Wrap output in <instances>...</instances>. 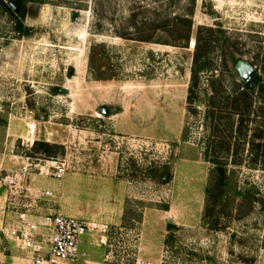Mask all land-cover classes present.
<instances>
[{"label":"rangeland","instance_id":"1","mask_svg":"<svg viewBox=\"0 0 264 264\" xmlns=\"http://www.w3.org/2000/svg\"><path fill=\"white\" fill-rule=\"evenodd\" d=\"M24 4L28 34L0 0V213L48 180L88 264H264V0Z\"/></svg>","mask_w":264,"mask_h":264},{"label":"built area","instance_id":"2","mask_svg":"<svg viewBox=\"0 0 264 264\" xmlns=\"http://www.w3.org/2000/svg\"><path fill=\"white\" fill-rule=\"evenodd\" d=\"M36 134V123L27 122L23 143L27 144ZM45 162L48 166H41L40 173L56 179L64 176V161L52 159ZM23 182L24 179H21L19 189L14 187V191H8L12 199L15 194L19 195L23 191ZM34 194L32 200L53 196V192L48 190L36 191ZM10 210L14 212L13 217L5 214L0 219V236L21 250L29 264H71L79 256L81 236L95 229L93 224L71 215L52 211L37 214L31 201L27 204L12 202ZM105 231L106 227L101 229L102 233Z\"/></svg>","mask_w":264,"mask_h":264},{"label":"crops","instance_id":"3","mask_svg":"<svg viewBox=\"0 0 264 264\" xmlns=\"http://www.w3.org/2000/svg\"><path fill=\"white\" fill-rule=\"evenodd\" d=\"M50 178L51 177H49L48 179H50ZM49 182L50 181H48V180L45 181V183L48 185V188H46L44 190H40L39 188L34 187V186L31 187V189H29V190L32 191L31 196L34 197V195H35L34 193L36 191H46V190L52 191ZM46 198H49V197H42L40 199L31 200V203L33 205L35 213L42 214V213H45L47 211H52V209L49 208V207H46L45 204L39 203L40 201H42L43 199H46ZM10 207H11V205H8L7 209H6V207L5 208L3 207V210L0 213V219L5 214L10 216V212H9L10 211ZM56 213H59V212H56ZM59 214H62V213H59ZM88 234H89V232H88ZM81 241H82V239L80 238V243H79L80 253H79V256L71 264H88V258L86 257L87 253L85 254V252H84V251H87V250L86 249H81V246H80L81 245ZM90 243H91V245L93 244L91 240H90ZM12 247H15V245L12 242H10L8 240H5L4 238H2L0 236V264H29L28 260L24 257L23 252L21 250H19L18 248H16V247L15 248L18 251L14 250Z\"/></svg>","mask_w":264,"mask_h":264},{"label":"trees","instance_id":"4","mask_svg":"<svg viewBox=\"0 0 264 264\" xmlns=\"http://www.w3.org/2000/svg\"><path fill=\"white\" fill-rule=\"evenodd\" d=\"M3 1L7 2L8 9L11 11V13L16 18L18 30L22 34H28L29 28L22 24L23 19L28 14V9L26 8L24 4V0H3ZM12 5H14V8L12 7ZM199 68H200L199 64H197L196 62H194L193 66L191 67V77H190L191 84L189 86V95H188L189 102L192 101L193 87L196 84V73ZM243 85L247 86V83H243ZM37 145L38 146L36 149L43 151L44 154H47V155L50 153V147H54L43 141L38 142Z\"/></svg>","mask_w":264,"mask_h":264},{"label":"water","instance_id":"5","mask_svg":"<svg viewBox=\"0 0 264 264\" xmlns=\"http://www.w3.org/2000/svg\"><path fill=\"white\" fill-rule=\"evenodd\" d=\"M12 7L14 8V5H12ZM237 70H238L241 80L245 83L251 80L256 75L255 69L246 63H241L237 67ZM102 111L103 113H105L107 112V109H103Z\"/></svg>","mask_w":264,"mask_h":264},{"label":"flooded vegetation","instance_id":"6","mask_svg":"<svg viewBox=\"0 0 264 264\" xmlns=\"http://www.w3.org/2000/svg\"><path fill=\"white\" fill-rule=\"evenodd\" d=\"M243 82V81H242ZM243 83H245V82H243ZM247 83V82H246Z\"/></svg>","mask_w":264,"mask_h":264}]
</instances>
